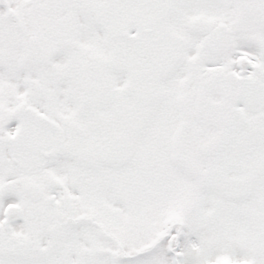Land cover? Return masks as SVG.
<instances>
[{
    "label": "snow or ice",
    "instance_id": "snow-or-ice-1",
    "mask_svg": "<svg viewBox=\"0 0 264 264\" xmlns=\"http://www.w3.org/2000/svg\"><path fill=\"white\" fill-rule=\"evenodd\" d=\"M0 264H264V0H0Z\"/></svg>",
    "mask_w": 264,
    "mask_h": 264
}]
</instances>
